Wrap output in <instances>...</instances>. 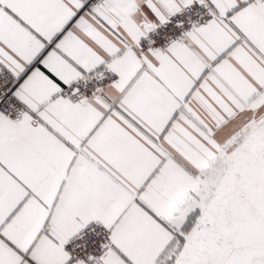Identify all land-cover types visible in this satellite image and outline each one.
I'll use <instances>...</instances> for the list:
<instances>
[{
	"label": "snow or ice",
	"instance_id": "6c2138e0",
	"mask_svg": "<svg viewBox=\"0 0 264 264\" xmlns=\"http://www.w3.org/2000/svg\"><path fill=\"white\" fill-rule=\"evenodd\" d=\"M60 11L0 0V264H264V0Z\"/></svg>",
	"mask_w": 264,
	"mask_h": 264
},
{
	"label": "crops",
	"instance_id": "0c3cea01",
	"mask_svg": "<svg viewBox=\"0 0 264 264\" xmlns=\"http://www.w3.org/2000/svg\"><path fill=\"white\" fill-rule=\"evenodd\" d=\"M64 2L65 0H31L34 19L42 23H46L56 19L61 14L60 5ZM5 10L11 14L10 9L5 8ZM76 18L77 17H73L72 19L75 20ZM25 26L28 27L29 31H32L33 34L38 35V33H36L35 29L32 28L31 25ZM0 47L4 48L5 51H8L10 54H12L11 49L8 48L7 45L3 43V41H0ZM73 66L76 68L77 71L81 72L82 74L85 73V69L81 65L73 62ZM97 67L100 66L98 65ZM45 72L50 76V78L54 79L55 82L60 85V87L63 88L65 86L63 82L59 80V78L55 77V74L48 73L47 70H45Z\"/></svg>",
	"mask_w": 264,
	"mask_h": 264
},
{
	"label": "built area",
	"instance_id": "2783aa9c",
	"mask_svg": "<svg viewBox=\"0 0 264 264\" xmlns=\"http://www.w3.org/2000/svg\"><path fill=\"white\" fill-rule=\"evenodd\" d=\"M65 87V86H64Z\"/></svg>",
	"mask_w": 264,
	"mask_h": 264
}]
</instances>
